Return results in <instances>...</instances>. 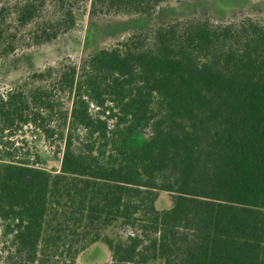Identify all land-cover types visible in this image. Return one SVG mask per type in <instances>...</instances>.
Instances as JSON below:
<instances>
[{
  "label": "trees",
  "instance_id": "16d2710c",
  "mask_svg": "<svg viewBox=\"0 0 264 264\" xmlns=\"http://www.w3.org/2000/svg\"><path fill=\"white\" fill-rule=\"evenodd\" d=\"M165 1L0 0V64L88 5L154 18ZM98 243L106 264H264V19L160 21L0 86V264H76Z\"/></svg>",
  "mask_w": 264,
  "mask_h": 264
},
{
  "label": "rangeland",
  "instance_id": "374dc122",
  "mask_svg": "<svg viewBox=\"0 0 264 264\" xmlns=\"http://www.w3.org/2000/svg\"><path fill=\"white\" fill-rule=\"evenodd\" d=\"M193 13L207 14L216 20L227 21L244 16L264 19V0H166L154 18L138 15L108 14L93 16L90 9L83 8L77 15V26L60 36L53 43L26 49L5 63L0 64V86L11 85L34 69L55 64L65 57L81 59L100 51L119 40L127 38L135 30L149 24L183 18ZM28 132L27 138L39 154V164L48 171L61 169V153H56L42 136ZM148 133L140 130L130 139L129 147L145 143ZM172 197L161 191L156 202L158 208L172 206ZM109 233L113 230L109 229ZM111 260L109 248L98 243L79 255L76 264H106Z\"/></svg>",
  "mask_w": 264,
  "mask_h": 264
}]
</instances>
